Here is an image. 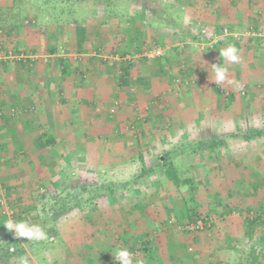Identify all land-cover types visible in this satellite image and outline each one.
Masks as SVG:
<instances>
[{
	"label": "rangeland",
	"instance_id": "rangeland-1",
	"mask_svg": "<svg viewBox=\"0 0 264 264\" xmlns=\"http://www.w3.org/2000/svg\"><path fill=\"white\" fill-rule=\"evenodd\" d=\"M182 1L157 0L158 8L151 12V15L154 14L156 17L152 16L154 20L151 21L148 18L151 16L150 12L140 8L137 0H116V7L110 13L106 12V9L93 12L88 4L71 7L65 3V0H0V27L7 30V33L0 31V52L13 48L12 44L10 45L13 38L8 33L9 25L23 27L38 25L43 29L45 47L53 43L57 53H67L74 47V25L79 24L88 30L90 38L95 36L97 38L89 40L85 46L86 51L89 52H85L86 55L94 53L97 55L95 61L112 62L115 60L122 62L123 60H131L134 63L139 61L147 64L144 67H150V63L165 59V55L172 58L173 61L170 64L173 66H170L168 72L170 83L164 94L178 98L174 104L175 110L170 113L167 106L164 105L165 102L161 105L159 103L160 106H158V103H142L138 102L137 99L130 98L137 91L136 85L138 84L132 83L130 87L124 89L122 95L124 99H113L106 110L107 114L105 115L109 116L110 123L115 126L114 129H116L117 134L108 137L77 136L75 139L78 147L82 145L83 148L81 151L77 147L78 151L72 153L71 164L64 165L60 169H45L43 172L42 168L36 170L22 166L19 159L12 161L6 169L0 161V247L11 244L13 239L12 234L3 228L4 221L8 218L28 220L42 226L44 223L42 221L47 218V214L53 213L52 215H54L58 211L63 212L61 215L55 216L54 220L62 221L60 230L61 233H65L69 231L71 223L83 224L88 220L100 222L99 213L104 210L112 214L110 219L114 220H110V223L120 222L122 218L120 215L121 207L125 210L135 207L140 210L139 217L146 224V230L149 231L151 237H154L161 229L156 221L162 224L166 221L168 224L167 222L171 220L169 216L171 213L167 214V211L170 210L168 207L174 204L177 210L178 223L172 221L173 224L170 225L174 228H168V230L171 232L173 230L182 236L189 235L190 239L196 233L185 230L187 225L185 223L186 208L196 206L197 212L202 217L206 215L214 220L210 230L201 231L204 232L207 240L215 241V233H220L217 232L219 230L217 223L222 220L223 216L228 220L230 219L232 221H229L232 224L230 228L234 227V232L228 236L224 235L222 229V236L219 235L215 239L220 238L221 241L225 239L228 242L231 240L229 242L232 246L229 251L230 254L228 256L225 253L224 259L228 256V264L238 262L241 249L242 251L246 249L243 225L247 220L260 218L257 215L260 214L259 211L264 210V206L263 208L260 206V209L263 210H260L259 206L254 209L246 207V205L251 204V201H254L248 194V191L254 187L245 184L244 178L240 179L242 181L240 183L238 181L233 182V179L229 182V176L226 177L225 175H229L228 171L239 170V167H236V162L232 161L239 153L234 150L236 146L242 147V145L249 143L253 145L251 153L257 155L263 149L259 145H264V137L245 141L239 134L238 136H228L225 135V132L232 129L233 125L236 127L235 131L237 129H250V131L257 128L264 129V88L261 83L255 85L253 96L261 98V101L259 105L254 107L255 114L252 119L248 117L246 119L244 116L238 120L227 119L228 117L223 119L222 116L219 118L218 112H226L223 115L228 116L231 111L230 106H221V110H217L215 107L205 110V107L199 108L200 106L198 107L196 103L187 104V102L180 100L181 92H188L195 87L200 78L198 75L201 73L194 65L195 60L202 59V55L206 56L210 50L219 45L208 47L205 41L208 37L201 36L202 30L211 33L216 27L202 24V22L197 23L194 20L191 23L178 20V10L173 6L184 7ZM200 1H202L200 4L203 6L205 3L206 7L221 2V0ZM175 2L180 4L174 5ZM170 5H172L171 8ZM164 11L169 15L166 20L161 17L165 13ZM189 19L187 17V20ZM102 20L105 22L103 23ZM222 27L228 29L229 33L232 34L228 27ZM63 29L70 34H66V36L60 34ZM105 31L110 37L107 40L104 39L106 37L104 36ZM245 33L243 32L244 36ZM120 36L123 38L121 45H119L120 42H117ZM191 36L195 37L196 40ZM240 39L243 42L246 38ZM247 39L244 41L247 42ZM13 43L15 44V41ZM111 44H113V48H110ZM201 44L205 45L203 49H201ZM255 49L257 55L253 57L242 56L240 60L248 61L253 58L256 60L254 65L255 63L260 65L261 59L264 57L260 55L259 46ZM244 65L246 64L242 63L241 66L244 67ZM114 73L115 78H117L120 75L119 69L116 68ZM133 75L131 77L135 78L137 75L135 71ZM130 79L128 78V81ZM238 82L239 85L246 83L241 78L238 79ZM244 87V95L241 94V90L237 91L239 97L246 96V86ZM227 92L230 96L222 94L225 99L231 95H236V93ZM103 112L105 113V108ZM158 114L163 118L161 122L159 121L160 123L158 122L159 124L154 123V119L159 116ZM199 114L201 115L200 119ZM119 115H121L122 120L118 121ZM127 116L132 117L131 121L124 120ZM231 124L233 125L231 126ZM141 131H145V134H140ZM204 139L222 140L223 144L217 147V151L212 149L190 157V164L179 174L182 181H188L187 184L181 185L179 188L176 187L162 175V171L159 169H154L152 173L148 174L142 172L143 168L154 167L157 157L166 156V153L172 150L188 147ZM136 144L142 148L141 155L144 164L138 158L136 150L133 149ZM220 151L223 153L221 160L217 156ZM17 154L20 156L18 152H15L14 155ZM8 155L12 156V153ZM178 162V160L175 161V163ZM106 164H109V167H106ZM259 169L264 172L263 167H259ZM6 175L12 176L10 178L12 184L8 183ZM135 175L142 178L140 181L134 180V183L133 177ZM234 178L237 179L236 176ZM52 181L53 183H51ZM261 187L262 185L258 187V191L255 190L254 192V194H259V198L264 196V189H262L264 186ZM236 189L239 191L237 206H235L234 198L231 195ZM260 203L264 205V199L259 201ZM93 206L97 207L99 213L98 211L93 214L87 212ZM100 208L103 209L99 210ZM261 213L263 214L261 216L263 222L258 221L259 224L257 225H261L260 229L264 230V211ZM181 217L182 221L179 219ZM52 220L53 218L48 220L44 226L50 225ZM237 222L238 224H235ZM213 233L214 235H212ZM164 234L161 232L159 235L164 236ZM52 238L61 242V237L57 234L35 244L22 245L26 243L23 240H17V243L23 249L21 255L30 253V256L34 258L32 264H49L47 257L52 252L49 251L48 254L47 250H43L41 247L48 249L49 244L52 243ZM146 241L147 239L142 236L139 248L136 250L137 256L141 254L142 244ZM193 252L191 253L193 254ZM16 258L9 261L1 260L0 264H18Z\"/></svg>",
	"mask_w": 264,
	"mask_h": 264
},
{
	"label": "crops",
	"instance_id": "crops-1",
	"mask_svg": "<svg viewBox=\"0 0 264 264\" xmlns=\"http://www.w3.org/2000/svg\"><path fill=\"white\" fill-rule=\"evenodd\" d=\"M201 2L200 0H183L184 7L173 6L178 10V20L180 22L187 21V23H191L193 20L197 23L202 22V24L216 27V31L224 28L222 26H226L232 31V34L222 38L216 48L210 50L206 56L202 55V59L195 60L194 65L201 73L198 75L200 78L195 87L188 90V92H181L179 95L180 100L187 102V104L196 103L198 107L200 106L199 108L205 107V110L212 107L221 110V106H230L231 111L228 116L223 115L226 112H218L219 118L222 116L223 119L228 117L227 119L238 120L244 116L246 119L247 117L252 119L255 114L254 107L259 105L261 101V98L253 96L255 85L261 83L264 88V58L261 59L260 65H256V63L254 65L256 60L253 58L248 61L240 60L239 63L233 64L228 72V79L235 82L232 85L225 82L216 86L211 71L208 72L207 69L220 63L219 50L228 44L238 49L239 57L257 55L255 47L259 46L260 55L264 57V0H221V2H216L210 7H206L205 3L202 6ZM176 4L180 3L175 2L174 5ZM169 7L171 8L172 5ZM164 12L161 17L166 20L169 15L166 11ZM152 16L156 17L154 14L147 17L152 21L154 20ZM187 17L190 19L187 20ZM9 28L11 29L8 33L13 38L10 45L12 44L13 48L0 52L2 58L0 60V161L2 166L5 165V169L15 159H19L22 166L36 170L42 168L43 172L45 169L50 168L51 170L60 169L64 165L71 164L70 157L72 153L78 151V148L82 151V145L78 147L75 139L77 136L108 137L117 134L116 129H114L115 126L110 123L109 116L105 115L107 114L106 110L113 99H124L122 97L124 89L130 87L132 83L138 84L136 85L137 91L130 98L137 99L138 102L142 103H158V106L165 102L164 105L167 106L168 112L171 113L172 110H175L174 104H176L178 98L164 94L170 83L168 72L170 66H173V64H170L173 61L172 58H168L167 55H165L166 60L152 62L149 65L150 67H144L147 64L139 61L134 63L131 60H123L122 62L115 60L112 62L95 61L97 56L95 53L87 55L85 54L87 51L76 53L75 32H73L74 47L68 50L67 53L60 54L57 53L56 49L52 50L50 48L53 43L45 47L42 27H38V25L33 27L9 25ZM86 31L89 40L96 37L90 38L87 29ZM105 32L104 36L106 37L104 39L107 40L110 37ZM243 32H246L245 36ZM248 32L249 34L251 32V35ZM60 34L66 36L70 33L63 29ZM237 35L240 38L249 39H247V42L244 41L246 39L241 42L242 39ZM122 40L123 38L120 36L117 40L118 43L120 42L119 45L122 44ZM238 40L241 43H236ZM13 41H15V44ZM110 48H113V44ZM220 59L223 62V58ZM123 62H131L132 64L128 77L132 81L131 79L128 81L127 78L125 85L119 84L118 80L123 75ZM242 63L246 65L242 67ZM116 68L119 69L120 73L117 78H115L114 73ZM134 71L137 74L135 78L131 77L134 76ZM239 78L249 83V85H246V83L237 84L240 82H238ZM244 86H246V96L239 97L237 91L239 92L245 88ZM227 91L236 93V95H231V97L225 99L222 94L230 96ZM104 108L105 113L103 112ZM200 117L199 114V119ZM131 119V116H127L124 120L129 122ZM162 119L159 115L154 119V123L161 122ZM117 120H122L121 115ZM235 128L233 125L232 129L225 132V135L238 136L239 134L243 138L248 134H255L259 131L263 133L262 137H264L263 128L251 131L250 129H237L239 131H235ZM140 134L144 135L145 131H141ZM259 146L263 149L257 155L251 153L253 145L249 143L242 145V147L236 146L234 150L239 153L232 161L236 162V167H239V170L228 171L229 175H225L226 177L229 176V182L233 179V182L238 181L240 183L242 182L240 179L244 178L245 184L254 187V189L248 191L254 201L246 205V207L253 209L258 206L260 209V206L262 208L264 206L262 203L259 204L264 196L259 198L258 193L254 194L255 190L258 191V187L264 186V172L259 169V167L264 168V145ZM133 149L136 150L137 156L140 158L142 156L141 146L136 144ZM15 152L20 153V156L18 154L14 155ZM9 153H12V156H9ZM222 154V151H220L217 155L219 160L223 159ZM106 165V167H109V164ZM10 178L12 176L8 177L6 175V180L9 184H12ZM141 178L139 175H135L133 182L134 180L140 181ZM180 181L183 182L181 179ZM238 192L236 189L231 194L235 206L239 201ZM230 198L229 200H231ZM168 208L170 210L167 211V214L171 213L169 215L171 220L167 222L168 224H166V221L163 224L156 221L161 229L154 237H151L149 231L146 230V224L139 217L140 210L135 207L128 210L121 207L120 215H122V218L120 222L110 223V220H114L110 219L112 214L106 210L99 213L97 207L93 206L87 212L93 214L98 211L101 221L91 222L85 220L86 222L83 224L78 223L79 225L71 223L68 232L64 233L62 231L64 235L60 230L62 221L53 218L51 224L56 231V235L58 234L61 237V242H57L56 237L52 238V243L49 244L48 249L43 246L41 249L47 250L48 254L49 251L52 252L47 257L49 264H116L112 257L114 250L126 248L131 252L134 248H139V242L144 236L147 241L142 246L141 254L134 257V264H228L229 251L232 247L229 244L231 240L228 242L225 239L221 241L220 238H215L219 235L222 236V229L224 235L230 236L234 232V227L230 228L232 226L230 219L228 220L223 216L222 220L217 223V228L219 227L217 232L220 233L212 234L216 236L214 237L215 241L207 240L204 232L196 233L194 237L190 236V239L189 235L182 236L173 230L172 232L168 230V228H174L170 225L173 224L172 221L178 223L176 206L172 204ZM262 208L260 210H263ZM187 209H185L186 213ZM263 211H259L260 214L257 216H263L261 213ZM62 212L58 211L54 215L59 216ZM179 219L182 221V217ZM259 221L263 222V217ZM235 224H238V222ZM260 227L261 225L249 226L245 222L243 237L246 249L253 246L257 252L264 254V230ZM161 232L165 233L164 236L159 235ZM224 235L223 237H225ZM189 249L192 250L189 251ZM225 253L228 256L224 259Z\"/></svg>",
	"mask_w": 264,
	"mask_h": 264
},
{
	"label": "trees",
	"instance_id": "trees-1",
	"mask_svg": "<svg viewBox=\"0 0 264 264\" xmlns=\"http://www.w3.org/2000/svg\"><path fill=\"white\" fill-rule=\"evenodd\" d=\"M137 1L140 8L144 9L145 11L148 10V12L150 13L153 11V9L158 8L157 0H137ZM115 2L116 0H65V3H67L71 7H78L81 4H88L93 12H96V10L103 11L106 9V12L108 13L112 12L115 9L116 7ZM102 21L103 23L105 22L104 20ZM8 29L10 30L11 28ZM0 31H3L4 33L7 32V30L3 29L2 27H0ZM74 32H75V45H76L75 51L76 53H84L86 51L85 46L89 41L87 31L83 26L79 24H75ZM205 41H207V39H205ZM220 42L221 40L219 41V44ZM50 48H52V50L56 49L54 44L50 45ZM131 68H132L131 62H127V63L123 62L122 65L123 75L120 76L118 79L120 82L119 84L121 85L126 84V80L130 75ZM262 134L263 133L258 131L255 134H251V135L248 134L243 138L245 139V141H250L255 138L262 137ZM221 144H223L222 140H217V139L199 140L188 147H182L172 150L169 153H166V156L157 157L156 164L154 165V167L152 166L151 168L148 169L143 168L142 172L144 174L145 173L148 174V173H152L154 169H159L162 171L163 176H165L169 181H171L176 187L179 188L181 185L188 183L187 180H184L183 182L180 181L179 173L182 169L188 167L190 157L192 155H197V154L199 155L201 152H207L208 150H212V149H216L217 151V147L220 146ZM140 160L143 162L142 156L140 157ZM176 160H178L179 162L175 163ZM54 216L55 215H47V218H44L42 222L47 223V221L54 218ZM207 218H209V216L205 215V217H202V215L197 212V207L192 206L187 209L185 223L186 224L195 223L197 220H204ZM260 219L261 217L260 218L256 217L252 220H247V223L249 226L251 225L255 226L259 223L258 221ZM44 223L42 226L45 228L48 237L55 236L56 231L53 225L46 224L44 226ZM13 245L16 248V251L14 253L9 250ZM142 245H145V242ZM1 252L2 254H0V261L1 260L9 261L20 256L23 253V249L19 247L17 240L13 238L11 244L6 245V247L4 246L0 247V253ZM236 264H264V254H262L261 252H257L253 246H250L246 250L240 253L238 262Z\"/></svg>",
	"mask_w": 264,
	"mask_h": 264
},
{
	"label": "clouds",
	"instance_id": "clouds-1",
	"mask_svg": "<svg viewBox=\"0 0 264 264\" xmlns=\"http://www.w3.org/2000/svg\"><path fill=\"white\" fill-rule=\"evenodd\" d=\"M220 58H223V62H221ZM219 61V64L207 69L208 72L209 70L211 71L214 84L216 86L222 85L225 82L230 85L235 84L234 81L228 79V72L233 64H237L240 61L238 49L231 44L221 48L219 50ZM3 228L11 233L14 239L26 241L22 245L35 244L48 239L47 232L41 224L28 220L8 218L4 221ZM9 250L14 253L16 248L13 245ZM112 257L116 264H134V254L126 248L115 249ZM16 259L18 264H32L34 258L30 256V253H27L18 256Z\"/></svg>",
	"mask_w": 264,
	"mask_h": 264
},
{
	"label": "built area",
	"instance_id": "built-area-1",
	"mask_svg": "<svg viewBox=\"0 0 264 264\" xmlns=\"http://www.w3.org/2000/svg\"><path fill=\"white\" fill-rule=\"evenodd\" d=\"M249 34V32H248ZM201 36L207 38V45L208 47H213L216 44H219V41L222 38L231 36V33H229L228 29H221L220 31H216V30H212L211 33H209L207 30H202L201 31ZM205 47L204 44H201V49H203ZM2 58L0 57V60ZM241 94L244 95L245 91L244 88L241 89ZM214 224V220L211 218H207L204 220H197L195 223H189L185 226V230L187 232H191V233H198L201 232L203 230H210L212 228ZM137 249H135V251H133L132 253L134 254V257L137 255L136 252ZM189 251H191V249H189Z\"/></svg>",
	"mask_w": 264,
	"mask_h": 264
}]
</instances>
